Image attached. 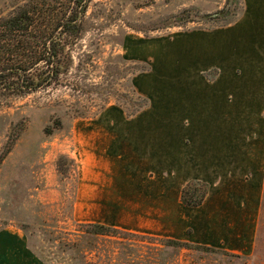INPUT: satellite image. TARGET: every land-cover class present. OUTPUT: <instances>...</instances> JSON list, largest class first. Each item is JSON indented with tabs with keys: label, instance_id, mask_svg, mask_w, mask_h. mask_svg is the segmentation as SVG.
Returning <instances> with one entry per match:
<instances>
[{
	"label": "rangeland",
	"instance_id": "obj_1",
	"mask_svg": "<svg viewBox=\"0 0 264 264\" xmlns=\"http://www.w3.org/2000/svg\"><path fill=\"white\" fill-rule=\"evenodd\" d=\"M24 1L0 0V14ZM81 1L68 71L33 91L0 86V264H44L34 252L46 264H264V186L250 253L169 247L167 239L187 241L193 231L185 208L150 204L159 191L149 169L112 172L95 150L107 129L146 146L164 119L201 160L221 155L231 169L241 155L244 173H255L264 146V0ZM91 223L116 232L81 237ZM76 239L84 259L62 251Z\"/></svg>",
	"mask_w": 264,
	"mask_h": 264
},
{
	"label": "crops",
	"instance_id": "obj_2",
	"mask_svg": "<svg viewBox=\"0 0 264 264\" xmlns=\"http://www.w3.org/2000/svg\"><path fill=\"white\" fill-rule=\"evenodd\" d=\"M171 124L161 119L159 134L150 135V144L140 148L138 144L119 139L118 133L107 129V132L100 134L104 139L95 146V150L112 160V172H116L117 167L125 168L127 164L134 167L143 165L149 169L151 180L159 191L151 196L150 204L167 206L170 201L176 207L182 205L187 214L185 220L193 229L185 239L188 242L220 246L237 254L250 253L254 246L263 195V179L259 177L264 157L263 142L256 150L255 173L247 176L244 173L247 163L244 162V166L240 163L241 155H236L239 163L232 168L230 159L231 169L227 168V162L221 155L201 160L191 149L192 142H188L183 133H168L167 125ZM245 154L244 151L243 161L246 160ZM190 179L201 180L209 185L202 204L196 207H187L181 202L182 188ZM180 211L174 215L175 219L180 218ZM160 219L167 228L169 213L161 214Z\"/></svg>",
	"mask_w": 264,
	"mask_h": 264
},
{
	"label": "trees",
	"instance_id": "obj_3",
	"mask_svg": "<svg viewBox=\"0 0 264 264\" xmlns=\"http://www.w3.org/2000/svg\"><path fill=\"white\" fill-rule=\"evenodd\" d=\"M55 6L49 0H25L15 4L6 14H0V86L3 88L9 91L17 88L23 91L45 88L58 80L60 74L68 71L71 60L67 47L79 37L82 30L80 16L86 5L81 0H74L73 6L69 3L59 9ZM69 37L72 40H68ZM39 63H43L42 67L38 66ZM208 189L206 182L190 179L182 188L181 202L187 207L199 206ZM80 232L81 237L89 238L98 235L114 236L113 232L116 231L105 224L91 223ZM81 243L82 239L70 241L66 244L67 249L63 248L62 251L68 250L71 259H76L74 254L78 252L84 259L86 249L82 248ZM27 244L33 251L32 245L29 242ZM59 244L62 246V243ZM166 245L190 248L194 243L167 239ZM195 245L215 250L210 246ZM34 254L46 264L47 260L42 253Z\"/></svg>",
	"mask_w": 264,
	"mask_h": 264
}]
</instances>
